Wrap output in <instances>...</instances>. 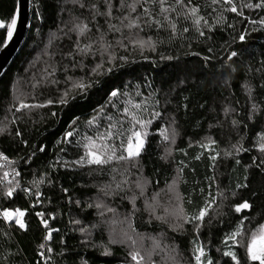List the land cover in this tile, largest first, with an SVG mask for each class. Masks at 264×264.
I'll return each mask as SVG.
<instances>
[{"label":"trees","instance_id":"obj_1","mask_svg":"<svg viewBox=\"0 0 264 264\" xmlns=\"http://www.w3.org/2000/svg\"><path fill=\"white\" fill-rule=\"evenodd\" d=\"M113 2L118 4L119 0ZM126 2L132 3V0ZM194 2L200 5V14L210 23L216 19L217 14L222 13L228 23L235 25V31L232 29L221 31L219 28L213 31L211 34L213 39L207 44L213 48L212 53L206 51L205 38H200L198 42L197 34L192 30L188 33L181 32L170 42L168 31L162 29L158 32L155 27L145 28L139 34L141 37L146 39L151 36L156 39L159 36L164 41L163 44L157 45L155 52L146 49L142 56L125 40L127 50L118 48L116 54L128 56V63L123 67H115L111 73L100 77L102 81L100 85L89 89L86 94L77 96L67 107L22 108L17 111L21 101L32 105L57 96L58 90L63 91L69 86L65 82V75L73 79L80 77L88 79L87 72L95 63L100 62L98 54L90 55L83 58V70L80 66L73 69L71 61L62 55L70 50L71 41L62 31H58V28L64 29L63 22L70 19V13L80 15L83 10L66 0H31L32 25L27 40L0 80V128L3 129L0 132V151L18 161L15 166L21 173L18 180L22 187L31 188L32 180H38L42 175H46L44 183L39 185L40 203H36V197H26L20 189H17V194L11 199L0 197V207L20 208L25 211L23 220L26 223V230H20L15 223H5L0 219V264H84L85 261L87 264H135L128 255L132 250L129 244L110 243L118 241L110 236L111 234L113 236L116 224L113 226L114 221L105 213L103 217L106 220H103L99 214L101 211L95 208L97 199L102 197L100 189L109 184L115 189V184L122 180L128 181L121 185L124 191L117 195H107L111 197L108 201L104 200L116 214L124 215L123 217L129 220L131 231L127 232L126 237L131 236L135 241L137 238L147 237L160 243V249L147 248L148 252L156 257L151 258L155 264H172L168 249L173 246L180 253L182 264H188L191 257L192 245L189 243L191 236L172 232L167 225L154 218L155 215H164L161 208L164 211L167 206L166 192H169L168 185L173 180L176 181V190L185 197V201L189 194L192 195L193 205L186 202L184 204L188 211L200 202L201 188L204 195H215L217 186L224 190L227 200L224 201L226 207L223 211L227 215L221 218L224 223L213 228L209 237L212 241L209 254L214 260H220L221 264H231L229 258H222L221 253L216 252L217 247H222L219 239L224 232L230 230V222L234 224L237 218L248 214L255 219L251 225L246 222L245 227H255L256 224L264 222V171L257 168L252 159L260 157V153L253 147L255 133L264 130V88L260 87L264 83V72L257 71L264 66V28L259 23L255 25L250 23L264 17V10L243 8L242 4L247 0H233L238 10L244 13L243 17H237L234 13L223 12L219 4L212 5L211 0ZM14 3L15 0H0V19L10 18ZM168 4L173 5L174 0H168ZM213 8L216 9L215 12ZM158 11V7L153 8L154 13ZM182 11L177 5L175 12L169 13V16L176 20L177 13ZM84 14L87 15V12ZM157 18L163 20V15ZM184 26L190 27V24L183 20L181 15L177 28L181 30ZM253 28L257 30L252 31ZM245 29L247 30L245 41L237 39L232 44L231 50L237 51L240 55L233 58L231 63L236 72L231 73L228 83L225 84V78L229 73L220 67L226 58L221 45L225 40L231 43V37H238ZM132 34L135 35V30ZM4 35L5 29H0V51L6 45L3 42ZM107 38L114 43L115 39L120 38V34L109 33ZM188 51H199L201 56L210 55L216 59L209 61L205 66L201 57L186 55ZM161 53L175 59L161 60ZM52 64L59 69L56 74L59 84L50 85L45 82L34 88L33 85L46 75V67L50 69ZM64 65L68 66L67 73L62 70ZM107 67L105 64V68ZM181 80L184 83L175 88L174 92H170L169 89L175 87ZM146 84H151L152 90H157V99L161 101L158 108L161 117L149 126V136L139 164L136 167L130 164L127 168L124 166L127 162L118 161L103 167L95 165L80 167L71 164V161L83 154V148L76 142L85 134L95 135L96 129L94 127L90 129L86 121L94 114V109L105 105L108 92L117 87L124 89L125 85L129 86V90H132L134 85H140L141 92L147 95L150 89L145 86ZM246 84L252 86V100L260 106V111L252 121L247 119L251 102L244 87ZM132 94H135L134 91ZM165 99H169L171 103L165 104ZM185 104L187 108L183 107ZM225 106L235 111L225 116L223 112ZM51 111L57 112V116L51 117L49 114ZM105 111L115 110L109 106ZM75 117H79V120L74 126L76 132L70 138L72 144L56 145V140L60 139L66 130H71L69 125ZM173 117L176 124L172 127L176 128L177 136L175 143L169 144L163 141L160 129L168 128ZM145 118H148L147 114ZM232 119L241 123L233 128ZM244 124L248 125L246 129L243 127ZM104 128L105 122L101 119L99 130L102 132ZM17 130L23 133L28 142L27 147L19 143L20 138L15 136ZM207 136H211L217 142L214 147L220 153L236 143L240 137L244 138V146L250 150L239 153L236 158L241 162L238 165L234 159H224L221 155L218 157L217 166L213 168L212 162L208 159V150L199 146V142ZM33 145H44L46 150L43 153L38 152L27 164L24 160H19V157L27 159ZM60 147H64L66 151L60 152ZM166 148L171 149V155L167 159H161L165 156ZM197 155L200 156L199 160L195 159ZM65 161L69 162L68 167L62 166ZM256 162L258 163V159ZM50 164L53 167H49ZM182 166L183 171L178 173L177 168ZM3 174L0 168V176ZM135 176L147 178L149 181L142 198L140 192L134 188V183L138 179ZM209 177H214L216 183L210 184ZM237 184H247V188H237ZM62 189H67V193ZM133 195L137 197L134 205L129 201ZM153 196H158L156 205L160 204L162 207L150 217L149 212L152 209H148L146 202ZM219 199L218 197V203ZM245 200L252 205L250 209L242 210L239 214L231 210L232 204ZM76 201H80L79 206ZM88 204H92L93 207L89 208ZM210 211L214 212L215 206ZM36 212H43L46 217L48 213H52L55 217L48 218V223L50 227L59 229V232H53L50 241H43L45 231L35 215ZM74 220L81 223L79 225L70 223ZM81 228H85L86 232L81 233ZM207 234L208 230L205 229V236ZM85 240L86 243H82ZM41 242L46 243L53 251L47 253L46 249H39L38 245ZM106 248L110 252L109 255L103 254ZM41 251L51 259L42 258L39 255ZM237 255L241 264H247L244 249L238 248Z\"/></svg>","mask_w":264,"mask_h":264},{"label":"snow or ice","instance_id":"obj_2","mask_svg":"<svg viewBox=\"0 0 264 264\" xmlns=\"http://www.w3.org/2000/svg\"><path fill=\"white\" fill-rule=\"evenodd\" d=\"M20 0H15L12 14L10 18L0 19V29H5L6 35L3 37L4 44H7L13 37L14 31L18 22L19 15V5ZM70 2L74 7L79 8L81 11L80 15H73L70 13V19L64 21V29H59L62 31L65 36L71 41V48L68 52L62 53V55L71 61V67L75 69L77 66H80L83 70V58L87 56L99 55L100 62L95 63L94 66L87 72L88 79L80 77L73 79L65 75V82L68 84V87H65L63 91H59V94L53 98H49L39 104H26L23 101L20 103V107L17 109L19 111L22 108H47L49 106H62L67 107L70 101L75 100L77 96L86 94L89 89L94 86H98L102 83L99 79L100 77L106 76L113 71L115 67H123L128 63L129 58L125 55H117L116 50L118 48H124L127 50V44L124 43L125 40L128 43L132 44L139 53L143 56L144 50L148 49L151 52L157 50L158 44H163L164 41L159 38V36L154 39L149 36L146 39L141 37L139 34L143 32L145 28H153L159 32V30H166L170 34L168 40L174 41L175 38L182 32L188 33L190 30L194 31L197 34V41H200V38H205L204 42L206 45L207 53H212L213 48L207 46L213 37L212 33L215 29L223 31L225 29H232L235 31V25L228 23L225 16L220 13L217 14L216 19L210 23L205 16L201 15L200 5L195 3L194 0H174V4H168V0H132V3H127L126 0H119L118 4L114 3L113 0H66ZM212 5H221L223 12L234 13L237 17H243V11L238 10L237 5L233 0H211ZM180 6L183 10L182 13H177V19L173 20L170 18L169 13L175 12V6ZM158 7L159 11L154 13L153 8ZM243 8L247 9H260L264 10V0H247V2L242 4ZM142 9V11H138ZM215 12L216 9L213 8ZM87 12V15L84 13ZM116 13H119L117 15ZM39 15V13H36ZM163 15V20L158 19L157 17ZM182 15L183 20L189 22L190 27L184 26L181 30H178L177 23ZM247 19V17H244ZM113 21H118V23H113ZM251 24L255 25L259 23L262 28H264V17H261L259 21H250ZM124 29H127L129 32L128 36L124 35ZM133 30H135V35L133 36ZM208 35L206 36V31ZM257 29L253 28L252 31ZM109 33L120 34V38L115 39V42H110L108 40ZM74 34V39H73ZM247 30L241 31L238 37H231V43L228 40L224 41V44L221 45L223 52L226 54V58L223 59V63L220 65L221 68L228 71L229 75L225 78V84L228 83L231 73L236 72V68L233 66V58L238 57L240 53L235 50H231L232 44L239 41L243 42L246 39ZM189 49L191 44H189ZM186 55H192L196 57H201L207 63L216 57L210 55L201 56V52L188 51ZM80 57V59H77ZM147 59V57H144ZM161 60H172L175 59L173 56H165L162 53L160 54ZM105 64L108 65L105 68ZM59 69L55 64H52L49 67H46V75L41 77V80L34 84L33 87H37L38 84L47 83L50 85L59 84V80L56 79V74ZM62 70L67 73L68 66L64 65ZM251 71V69H249ZM257 71L264 72V66ZM96 77V79H91ZM50 78V79H49ZM184 83L183 80L179 81L175 87L169 89L170 92H174L175 88H178ZM150 89L147 95H144L140 90V85L132 86V90H129V86L125 85L124 89L113 88L108 92V98L105 105H101L99 108L94 109V114L86 121V125L91 129L95 128V135L85 134L80 141H77V145L83 148V154L79 155L78 159L71 161V164L79 165L84 167L85 165H95L97 167H103L110 164L113 161L118 162H127L133 167H136L142 157V153L145 151V146L147 138L149 136V126L152 125L153 121L158 117H161V111L158 110L161 101L157 99V90H152L151 84L145 85ZM245 90L248 94L249 100L251 102V107L248 112L247 119L252 121L254 116L260 111V106L252 100L253 88L251 85H244ZM261 88H264V83L260 85ZM134 91V95L132 92ZM167 96V94H165ZM123 98V99H121ZM139 98V99H137ZM187 99V98H185ZM165 104H170L169 99L164 100ZM114 109V112H106L107 107ZM184 108H187V105H183ZM179 110V106L177 108ZM235 109L225 106L223 112L225 116H229L230 113L234 112ZM51 117H56L57 112L51 111ZM147 114L148 118H145ZM105 122L104 131L99 130V124ZM79 120V117H75L71 120L69 128L71 130H66L60 139L56 140V145H70L76 128L74 127ZM14 123V121H13ZM231 123L233 128H236L237 125L241 123L236 119H232ZM176 124V119L173 117L169 122L168 128H161L160 135L163 141L168 142L169 144H174L177 136V130L175 127H172ZM127 125V126H126ZM243 127L246 129L247 124H244ZM3 129L0 128V132ZM15 136L19 137V143L27 147V140L24 138L23 133L20 130L15 132ZM244 138L240 137L236 143L231 144V146L222 153L217 152L215 149L216 141L211 137L207 136L202 141L199 142V146L202 149H207L209 152L208 159L212 162L211 166L215 168L217 166L218 157L224 159H234L235 164H240V159L236 157L241 152H247L250 149L244 146ZM119 141V143H116ZM253 147L260 153V157H253V164L257 168H261L264 171V130L255 133V140ZM46 148L44 145H33L32 150L30 151L27 159L19 157V160H24V163L32 160L33 157L37 156V153L45 152ZM60 152H65L64 147H60ZM171 155V149H165V156H162L161 159H167ZM195 159L199 160L200 156L197 155ZM258 159V163L256 162ZM0 161H7L9 164L18 163V161H9V158L3 153L0 152ZM63 167H68L69 162L65 161L62 165ZM0 167H3L0 164ZM49 167H53L52 164ZM247 167L245 171L247 172ZM115 171V169H113ZM183 166L177 168V172H182ZM11 174L14 179L9 180V172H4L3 176H0V197L4 199L13 198L14 194H17V189H20L26 197H36V203H40L39 197L41 192L39 190V185L44 183L45 175H42L40 179L32 180V187H22L19 180L15 177H20L21 173L16 170L15 167L12 168ZM115 179V178H113ZM210 184H215L216 180L214 177L208 178ZM247 179V177H245ZM128 183L126 180H122L119 183L115 184V189L112 188L111 184L107 185L105 188H101L100 191L104 192L105 195H117L119 192L124 191L122 184ZM149 181L147 178H138L135 182L136 189L139 190L140 195L142 196L145 188L147 187ZM237 188H247V184H237ZM33 188L35 191H33ZM63 192L67 193V189H62ZM168 191L170 193H175L176 204L169 211V209H164V215H155V219L161 224L167 225V227L172 232H177L184 235L191 236L189 243L191 247V257L188 261V264H221L220 260H214L210 252V245L212 241L209 237L212 235V229L216 228L218 224H223L224 221L221 219L226 216L227 213L223 211V208L226 207L224 201L227 200V196L224 194V190H220L217 186V191L215 195H204V190L201 188L199 190L200 202L194 205L191 211L186 210L184 207L185 202L188 205H193L192 195L189 194L187 200L185 197L181 196L180 193L176 190V181L173 180L172 183L168 185ZM255 195V193H253ZM219 203L217 202V198ZM137 197L133 195L129 198L130 203L135 204ZM152 200L155 201L156 197L153 196ZM71 199L69 203H71ZM79 206L80 201L75 202ZM151 208L152 211L149 212L150 217L154 215V208L152 205H146ZM215 211H210L214 208ZM88 207H93L92 204H88ZM252 205L247 201L240 203H235L231 205V210L234 213H241L242 210H248ZM95 208L101 209L102 205L100 203L95 204ZM108 211H114L112 208H108ZM101 216L104 213L101 211L99 213ZM35 215L39 218L40 225L43 226L45 235L43 236V241H50L52 239L53 232H59V229L50 227L48 223V218L54 219L52 213H48L47 217L43 212H36ZM25 216V211L20 208H10V207H0V219L5 223H15L20 230H26V223L22 219ZM255 217H252L250 214L240 216L236 219L234 224L230 222V230L224 232L223 236L219 239V244L222 247H217L216 252L221 253L222 258H229L231 264H241V260L238 258L237 249H244L247 264H264V222H260L255 225V227H245L247 222L248 225L252 224V221ZM216 221V223H214ZM79 225L81 222L79 220L70 221ZM187 226V227H186ZM205 229L208 230L207 236H205ZM81 233H85L86 229L81 228ZM135 231V229H133ZM127 235V234H125ZM127 239L131 241L132 245L136 244V241L132 239L131 236H128ZM207 241V242H205ZM124 243L121 241H110V243ZM63 243V240H61ZM82 243H86L82 241ZM160 247V243L154 241V248ZM167 247V246H165ZM39 249H46L47 253H51L53 249L49 247L46 243L41 242L38 245ZM169 259L172 264H182L180 260V253L173 246L168 249ZM104 255H109L110 252L106 248ZM39 255L45 259H51L47 257L44 251H41ZM128 255L131 257V261L135 264H155L151 259L152 253H148V259L146 261L145 256L135 248L131 250ZM84 264H87L85 261Z\"/></svg>","mask_w":264,"mask_h":264},{"label":"rangeland","instance_id":"obj_3","mask_svg":"<svg viewBox=\"0 0 264 264\" xmlns=\"http://www.w3.org/2000/svg\"><path fill=\"white\" fill-rule=\"evenodd\" d=\"M123 31H124V35L125 36H128L129 35V32H128L127 29H124ZM132 35L134 36V34H132ZM129 165H130L129 163L124 164V166H126V168ZM135 177L138 178L137 176H135ZM130 186L132 187V184ZM134 188L136 189L135 183H134ZM136 190L139 191L138 189H136ZM144 195H145V193H143V195L141 196V198ZM101 196L103 198L102 197L101 198L99 197L97 199V203H100L102 205V208L99 209V210L102 211L103 213H105L108 217L112 218V220L114 221V223L112 224L113 226L116 224L115 227H114V234H113V236H112V234L110 236L112 238L114 237L115 238L114 240H118V241L123 240L124 242H126L127 244H129V247L132 250H133V248H135V250L139 251L141 253V255L145 256V259L147 261V259H148V253H149L148 250H147V248L150 249V247H151L153 249H160L159 247L158 248H154V241H157V240H154V239H151V238H147V237L137 238L135 245H132L131 241H126L127 240V237H126L127 235H125V234H127V232L131 231L130 230V225H129V223H130L129 220L127 219V217H123L124 215L116 214V211H108L107 209L108 208H111V207L108 206L106 200L108 201V198L111 197V196L105 195L104 192H102V195ZM157 197L158 196H156V198ZM165 198L168 199L167 200V204H166L167 205L166 208L169 209V211H171V209L176 204L175 193L166 192V197ZM100 199H102V200H100ZM104 199H106V200H104ZM157 199L155 201H153L152 198H150L149 199L150 201L148 200V202H146V205H152L153 206L154 213H156L158 211V209H160L162 207V205H160V204L159 205H156ZM148 209H151V208H148ZM161 210H162V212H164L162 208H161ZM111 215H113L114 217H112ZM101 217H102L103 220H106V218H104L103 216H101ZM22 219H23V217H22ZM102 222H104V221H102ZM117 226H118V228H117ZM111 229H112V226H111ZM123 237H126V238H123ZM132 239H134V238H132ZM155 255H157V254H155ZM151 258H154L155 259L156 257L154 255H151Z\"/></svg>","mask_w":264,"mask_h":264},{"label":"water","instance_id":"obj_4","mask_svg":"<svg viewBox=\"0 0 264 264\" xmlns=\"http://www.w3.org/2000/svg\"><path fill=\"white\" fill-rule=\"evenodd\" d=\"M19 15L13 37L0 51V80L20 53L32 25L31 0H20Z\"/></svg>","mask_w":264,"mask_h":264},{"label":"built area","instance_id":"obj_5","mask_svg":"<svg viewBox=\"0 0 264 264\" xmlns=\"http://www.w3.org/2000/svg\"><path fill=\"white\" fill-rule=\"evenodd\" d=\"M0 152H2V151H0ZM4 154H5V153H4ZM5 155H6V154H5ZM6 156H7V155H6ZM7 157L9 158V161H14L11 157H9V156H7ZM0 164L3 165V167H0V168L3 170V173L6 172V171L9 172L8 179H9V180L14 179L13 175L11 174V170H12V168L15 167L16 170L19 171L18 168L15 166V164H9L7 161H0ZM15 179L18 180V177H15Z\"/></svg>","mask_w":264,"mask_h":264}]
</instances>
